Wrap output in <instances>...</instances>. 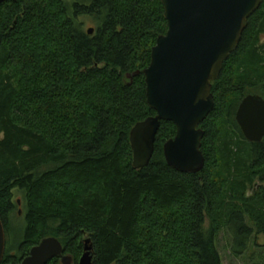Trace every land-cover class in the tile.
<instances>
[{"label":"trees","instance_id":"16d2710c","mask_svg":"<svg viewBox=\"0 0 264 264\" xmlns=\"http://www.w3.org/2000/svg\"><path fill=\"white\" fill-rule=\"evenodd\" d=\"M164 13L162 0L0 7L3 264L16 259L13 250L21 261L50 237L73 264L84 240L93 264H223L216 246L222 228L236 257L255 234L248 219L264 233V140L248 142L236 121L245 97L264 98V2L213 83L215 107L201 125L206 164L197 175L168 166L164 146L177 129L164 121L149 166H133L131 131L156 116L144 72L168 32ZM87 20L94 28H85ZM15 192L21 201H13ZM20 204L25 227L13 234Z\"/></svg>","mask_w":264,"mask_h":264},{"label":"water","instance_id":"95a60500","mask_svg":"<svg viewBox=\"0 0 264 264\" xmlns=\"http://www.w3.org/2000/svg\"><path fill=\"white\" fill-rule=\"evenodd\" d=\"M0 0V7L6 2ZM264 0H162L168 32L158 38L152 49L151 63L145 70L146 98L156 112L131 131L133 166L141 170L149 166L161 123H173L174 139L164 146L169 167L179 173L197 175L206 161L202 152L205 132L201 125L215 107L213 83L224 63L236 52L251 16ZM94 34V29L88 31ZM139 74V73H138ZM236 121L244 138L259 144L264 140V98L245 97L236 113ZM21 215V212L19 213ZM90 240L85 241L79 264H93ZM6 251V232L0 215V264ZM64 254L62 243L54 237L44 239L31 250L22 264H49Z\"/></svg>","mask_w":264,"mask_h":264},{"label":"rangeland","instance_id":"374dc122","mask_svg":"<svg viewBox=\"0 0 264 264\" xmlns=\"http://www.w3.org/2000/svg\"><path fill=\"white\" fill-rule=\"evenodd\" d=\"M84 25H85L86 29L94 28V26H95V24L93 22H90L89 20H87ZM257 186H259V183L257 181H255L254 187L258 188ZM252 191H253V188L250 189L247 194L251 195ZM22 198L23 197L20 194V192H15V196H14L13 201L14 202L18 201V200L21 201ZM20 210L23 211V207L21 204L18 206L17 210L11 216V225L10 226H11L13 234H14V228L17 229L18 227H20V228L23 226L25 227V224H24V221H25L24 218L25 217L23 215V212L21 211V215L17 214ZM251 220L252 219H250V220L248 219L247 223L250 227L254 228L255 234H254V237L249 241L247 251L241 257H236L233 255V253H232V245H233L232 236L230 235V233L228 232V230L226 228H222L221 231L217 234L216 246H217L218 252L221 256L223 264H264V233H259L258 232L259 230H258L256 223L254 224V222ZM258 223H259V221H258ZM208 227H209V222L206 225V228H208ZM9 239H11L12 241L14 240L13 237L9 238ZM84 242H85V240H84ZM83 255H84V252H83L81 258L83 257ZM81 258H80V260H81ZM80 260H79L78 264L80 263Z\"/></svg>","mask_w":264,"mask_h":264},{"label":"flooded vegetation","instance_id":"af4514ba","mask_svg":"<svg viewBox=\"0 0 264 264\" xmlns=\"http://www.w3.org/2000/svg\"><path fill=\"white\" fill-rule=\"evenodd\" d=\"M31 253V252H30ZM30 253H29V255L27 256V257H23L22 258V260L20 261V260H18V261H16L17 259H20V257H18V255H17V252L16 251H12L11 253H10V256H12V257H16V259H14L13 261H11V262H7L6 264H22L23 263V261L26 259V258H28L29 256H30ZM65 254V253H64ZM59 260H60V262H61V264H62V261H61V258H58ZM4 260V259H3ZM15 261V262H14ZM52 262V261H51ZM50 262V263H51ZM49 263V264H50ZM2 264H3V262H2ZM72 264H73V260H72Z\"/></svg>","mask_w":264,"mask_h":264}]
</instances>
